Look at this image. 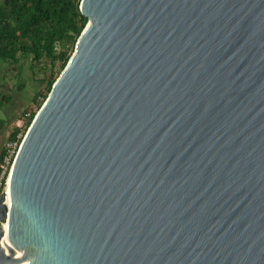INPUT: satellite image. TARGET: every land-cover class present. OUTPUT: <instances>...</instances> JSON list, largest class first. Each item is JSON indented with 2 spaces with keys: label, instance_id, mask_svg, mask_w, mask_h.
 <instances>
[{
  "label": "water",
  "instance_id": "obj_1",
  "mask_svg": "<svg viewBox=\"0 0 264 264\" xmlns=\"http://www.w3.org/2000/svg\"><path fill=\"white\" fill-rule=\"evenodd\" d=\"M79 8L0 194V264H264V0Z\"/></svg>",
  "mask_w": 264,
  "mask_h": 264
},
{
  "label": "trees",
  "instance_id": "obj_2",
  "mask_svg": "<svg viewBox=\"0 0 264 264\" xmlns=\"http://www.w3.org/2000/svg\"><path fill=\"white\" fill-rule=\"evenodd\" d=\"M79 4L80 0H0V73L7 69L6 76L17 80L12 86L4 80L6 87L0 92V110L14 115L11 123L9 117L0 118L6 139L15 137L17 118L29 126L72 54L88 20ZM4 151L2 145L0 156Z\"/></svg>",
  "mask_w": 264,
  "mask_h": 264
},
{
  "label": "built area",
  "instance_id": "obj_3",
  "mask_svg": "<svg viewBox=\"0 0 264 264\" xmlns=\"http://www.w3.org/2000/svg\"><path fill=\"white\" fill-rule=\"evenodd\" d=\"M29 115L30 112H25V116ZM15 126L18 128V131L13 139H6L4 141L3 145L5 151L0 156V194L6 187L12 162L28 128L23 118H17Z\"/></svg>",
  "mask_w": 264,
  "mask_h": 264
},
{
  "label": "crops",
  "instance_id": "obj_4",
  "mask_svg": "<svg viewBox=\"0 0 264 264\" xmlns=\"http://www.w3.org/2000/svg\"><path fill=\"white\" fill-rule=\"evenodd\" d=\"M7 72H8L7 69H5L4 71H2L0 73V92L2 90H4L5 87H6V84L4 83V80H6V78L8 77V76H6L7 75ZM0 111H3V110H0ZM3 114H4V116L3 117H0V118H2V119H8V117H9V122L11 123V121L14 118V115H11L10 116L8 113H6L4 111H3ZM6 130H7L6 126H4L0 130V149H1L3 143H4L5 139H6Z\"/></svg>",
  "mask_w": 264,
  "mask_h": 264
},
{
  "label": "bare ground",
  "instance_id": "obj_5",
  "mask_svg": "<svg viewBox=\"0 0 264 264\" xmlns=\"http://www.w3.org/2000/svg\"><path fill=\"white\" fill-rule=\"evenodd\" d=\"M8 181L9 180H7V184H6V187H5V194H6V200H5V203L8 205L9 204V198H8ZM2 226H3V228L5 229V231L6 230H8V228H9V224L8 223H3L2 224ZM5 246V245H4ZM5 248H7V246H5ZM17 255H19V252L17 251V253H16Z\"/></svg>",
  "mask_w": 264,
  "mask_h": 264
},
{
  "label": "rangeland",
  "instance_id": "obj_6",
  "mask_svg": "<svg viewBox=\"0 0 264 264\" xmlns=\"http://www.w3.org/2000/svg\"><path fill=\"white\" fill-rule=\"evenodd\" d=\"M29 79H30V77H28ZM6 80H7V82L9 83V85L10 86H12V83L14 82V83H17V80L14 78V79H12V80H10V78L9 77H7L6 78ZM25 95V94H24ZM24 97H26V96H23V97H21L19 100H24ZM20 103H23V101H21ZM39 109V108H38ZM37 111V110H36ZM4 116V114H3V111H0V117H3Z\"/></svg>",
  "mask_w": 264,
  "mask_h": 264
}]
</instances>
